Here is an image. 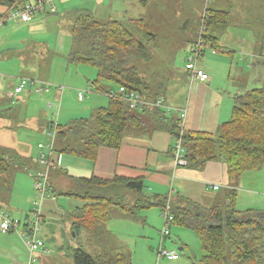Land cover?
<instances>
[{
    "label": "trees",
    "instance_id": "trees-1",
    "mask_svg": "<svg viewBox=\"0 0 264 264\" xmlns=\"http://www.w3.org/2000/svg\"><path fill=\"white\" fill-rule=\"evenodd\" d=\"M14 4L19 2L9 1L6 10ZM3 17L4 14L0 15V19ZM226 17L227 14L205 9L201 17V26L205 30L200 37L204 46H211L216 52L218 49L228 53L210 34L214 27H222L226 23ZM64 19L70 23L71 46L67 63L87 66L96 71V78L90 81L91 87L96 94L107 96V104L95 108L89 118L75 119L67 125L57 126L51 154L75 156L93 163L100 148L119 150L128 128L143 132L168 130L175 140L180 132L177 123L165 121L162 110L147 107L131 109L119 97L120 87L127 93H137L149 103L158 96L162 97V85L146 83L136 67V62L145 56V48L143 39H137L135 33H146L148 26L145 20L142 17L123 21L100 20L81 9L69 11ZM258 53L255 64L262 65L264 34ZM110 91L113 96L108 95ZM182 146L186 167L201 169L209 161H222L226 167L228 187L225 190L226 203L222 206L204 208L190 201L183 205L174 202L173 206L169 203L173 224L195 234L205 252L201 264H264V213L258 219L256 212H240L235 207L241 181L250 172L261 171L264 167V89L247 90L245 86H239L233 98L229 121L220 125L216 134L183 132ZM9 153L0 148V187L7 186L8 189V183L6 186L5 182L2 183V175H10L13 166L17 165V157ZM53 158L51 161L54 163ZM52 169L67 176L66 170L59 165H53ZM46 183L45 194L48 195L51 191L48 176ZM78 183L82 190L67 195L77 197L85 204L68 215L71 229L75 235L90 231L98 243L107 242L106 224L112 217L139 219L141 209L157 208L161 218V211L167 203L166 197L161 195H146L140 178L114 176L107 180L91 176L79 179ZM255 190L257 187L249 188V191ZM39 237H42V227ZM42 251H47L44 242ZM72 261L73 264H131V260L123 254L110 250L92 256L82 249H75Z\"/></svg>",
    "mask_w": 264,
    "mask_h": 264
},
{
    "label": "crops",
    "instance_id": "crops-1",
    "mask_svg": "<svg viewBox=\"0 0 264 264\" xmlns=\"http://www.w3.org/2000/svg\"><path fill=\"white\" fill-rule=\"evenodd\" d=\"M9 1L11 0H0V15L5 13L6 4ZM17 1L19 2V5H22L27 2H33L34 0ZM140 2V5L145 6L148 10L147 6L149 7V4H147V2L144 0ZM215 2H217L219 5L222 4L221 0H215ZM250 2H252V4ZM118 3H120L121 5L120 8H118ZM126 3L127 5L130 4L131 10H123V7L126 6ZM137 3H139L138 0H54L53 13L44 11L30 23L8 22L0 26V66H10L7 63V61L10 59L8 58V53L10 52L11 57L19 58L20 61L18 63V68L21 73H23L27 69L26 54H29V57L32 56V46L37 45L35 40H37V38L39 37L50 36L51 30L54 31V53L63 56L66 59L71 46L70 33L68 31L69 29L65 24L67 21L64 19V15L66 13L71 10L81 9L89 11L95 18L100 20L110 19L115 21H123L135 19V17L130 15L132 12L134 13L135 10V16H138V18L142 16L140 11L138 10L139 7H135ZM240 4V7L237 6L238 18L236 19H239V28L246 29L247 31L245 32H248L247 34L243 33L241 35V40L245 41V44L242 45L241 50L237 49L236 51L227 47L226 45L219 44L221 37L228 31H231V29L228 28L229 19H233L234 16L232 14L233 5L231 4L230 0H226L224 4L225 8L228 9V11L224 8L217 10L209 9L212 11L227 14L226 23L222 27H214L213 32L210 34L218 39L219 46L226 49L228 53L223 52L224 55L228 54V57H233L237 53L249 54L251 58L256 60L257 56L259 55V48L257 49V45L259 43V40L262 39L264 29L260 32L251 31L249 27V22L253 23V21H257L259 17L257 11L260 6L256 3V0H241ZM262 4V8L264 9V0ZM152 7L155 9L157 5H153ZM250 8L253 10V12L250 10ZM204 13L201 17L204 16ZM263 22L264 20L262 21V23ZM204 30L205 29L201 26L200 33L197 38L198 40L201 39L200 37L201 34L204 33ZM194 45L195 42H191L188 45L187 54L184 57V73H180L184 76V80L186 81L184 82V85L182 84V86H180L179 81H176L174 86H171L166 90L165 95H162V97L158 96L155 101L151 103L161 101L164 108L156 109L162 110V112H164L167 119H165V121L173 120L174 123L178 122L180 112L182 110H185V131H198L206 132L209 134H216L220 125L230 119L233 107V98L235 95H237L238 88L234 87V81H231L230 79L231 71L228 72L226 76V83L228 84L227 88L226 83H224L223 81H215V83H211L214 82V75L211 69L212 62H210L209 58H207L206 61L203 60V64L201 63L203 67L200 64L198 65L199 58L203 54V51L201 50V47L204 46L203 43L202 46H200L201 53L200 56L197 58V67L203 70L208 75L209 80L207 82H191L189 74L185 69V64L191 55L190 49ZM207 47L211 48V46ZM184 50L185 48H183V51ZM214 52L215 50L213 49V53ZM230 52L232 54H230ZM38 55V51L35 50L33 56L37 57ZM67 65L71 64L67 63ZM248 65H250V62H248ZM251 66L254 68L253 64H251ZM63 71L64 73H68V67L66 66ZM0 72H3L2 74L8 73L2 67ZM1 73L0 80L1 76H6L2 75ZM9 76L11 75H8V77ZM26 76L27 75L25 74H21L20 77H17V79H15L14 83H12L11 85L12 90L7 93H4L2 95V98H0V108L3 107V109L0 110V148L8 150V152L12 153L17 157V165L13 166V170L10 172V175H2V183L5 182V184H7L8 182L4 179L10 178L8 184L9 198V194H11L12 192L14 181H17L20 177H24L30 186L31 184L29 180L34 179L35 183L36 181H38L39 174H46L48 177H50V179H54V181H56V177L54 178L53 175L59 173L57 172V170H53L52 167L47 168V166L41 162L40 157L42 155L47 156L49 154L46 148L40 149L38 146H53L54 138L51 133H53L54 131L55 135V128L59 125H62V122H60L62 118L61 114L58 115L56 121H49L51 119L49 117L48 112L46 110H43V108H45L44 106L40 109V111L35 112V110H33L31 112L32 115L30 116L25 115L24 117H21V115H19V120L17 123H15V121L11 117H9V114L14 109V100H21V95L23 93H25V95L27 96L33 95V97L35 98H37L38 96H45L46 98L44 101H47V98H52L53 100H56V102L54 104L48 103L46 107L53 108V106L59 105L61 103V100L65 96L64 87H62L60 84L51 85L48 83H44L46 81ZM95 77L96 74L94 72L85 70V72H83V74L78 77L77 90L75 87L70 86L69 93L65 96V98L67 100L76 99V101L79 103H82L83 101L88 99L91 93L95 94L92 92V87L90 83V80ZM20 79H29L34 80L37 83L48 84L49 88L47 92L43 93H37L34 89H25L21 94L14 95V88ZM82 80L86 83V85L84 86H87V91H81L82 89H80L83 87L82 84H80ZM74 90H76L75 97ZM78 92H84V98L82 101H78L77 99ZM26 104L27 102L24 103L25 107H27ZM87 104H89V106H92V103L90 102ZM84 108L87 112L90 109V107ZM167 108H170L169 112L166 110ZM81 110L85 111L84 109ZM63 118L64 123H70L75 120H70V117L65 116ZM44 119L45 123L43 127H41L39 125V121H43ZM76 119H86V117ZM10 124H12L13 127H11ZM53 125L55 126L54 128L52 127ZM46 138L48 142H45L46 144H44V142L41 140H46ZM172 144L173 139L168 130L143 132L138 129L128 128L125 131L122 145L119 150L100 148L97 152L96 160L93 163H90L88 160L69 155L53 156L51 154L50 159L51 157H54V165H59L60 168L66 170L67 179H64L62 177L60 182V184H63L66 188H69L67 189L66 193H64V195L75 194L81 191V186L78 183L79 179H88L91 176H95L101 179L109 180L112 179L114 176H120L129 179L140 178L145 186L146 195H161L163 197H166L167 202L170 203L171 206H173L174 202H178L183 205L186 201L201 205L204 208H210L218 205L222 206L224 202L226 203L225 190L228 186L225 164L222 161L217 160L207 162L201 169H194L190 167H175L171 153ZM40 163L46 167L45 172H43L44 168H41L42 165ZM24 173H26L28 176L26 177ZM55 183H57V181ZM71 183H74L75 186H71ZM50 184L51 191L50 194H48L47 198L51 199L44 198L43 201H48L46 203H43L42 201L43 222L41 227L43 228L48 225V223H46L47 218L50 216H54L53 210L55 209V203H57L58 211L60 213H65L67 217L72 211L81 208L85 204V202L81 199V205H79L77 202H71L70 200H68L66 204L67 208H62V210H60L58 199V196L60 195L58 193L59 191L54 188L52 181H50ZM213 185H217L218 189L213 190ZM239 187L241 191L246 192V195H241L237 197L235 204L236 210L240 212L252 210L256 213L260 212L259 214L264 213V211H258L257 209H255L257 208V206L254 205L255 203L253 201V198L256 196V191H249V189H245L243 183L240 184ZM241 197L245 199V202H243V199ZM151 209L157 208L141 209L139 211V222H145L148 226L152 225L155 229H161V225L158 220L150 218ZM0 210L2 211L1 206ZM157 210L158 213H160V210ZM10 217L13 218L12 216ZM22 217L21 219L13 218L20 221L21 230L24 229V225L27 222L29 215H25L24 219H26V221H23ZM112 218L115 219H110L109 224L113 226H110L109 228V226L107 225V232H111V235L118 234V232L115 230V227L117 228L118 222L116 221H118L119 219L117 217ZM161 232L162 230L160 231V236L158 237L159 241L158 249L156 252L155 264H165L167 263L166 261L172 262L171 264H177L178 261H180L181 264L188 263L187 260L180 259L178 253L188 250L191 243L196 247H199V245L197 244L198 240L196 241L194 237L189 233L190 230L183 228H175L174 230L171 229V233L174 234V239L168 237L169 235L167 236L168 238L163 237ZM142 234H144L146 237L149 236L151 232H143ZM167 240L169 241L167 243L168 247H165L164 244ZM155 244L156 241L151 247H149L150 251L154 252ZM175 246L178 247V249L176 247L177 250L174 249ZM162 247L165 249H169L170 252L176 253L178 258L176 260H170L166 257L159 256L158 251L162 249ZM203 253L201 254L199 250H197V252H194L193 254L195 255V257L200 259L192 263L195 264V262L198 261L199 264H201V260L205 256L204 251ZM26 262H19L15 264H24Z\"/></svg>",
    "mask_w": 264,
    "mask_h": 264
},
{
    "label": "rangeland",
    "instance_id": "rangeland-1",
    "mask_svg": "<svg viewBox=\"0 0 264 264\" xmlns=\"http://www.w3.org/2000/svg\"><path fill=\"white\" fill-rule=\"evenodd\" d=\"M140 1L142 0H138L139 3H137L135 7H139L138 10L142 15L141 17L145 20L148 30L146 33H135L137 39H143V46L145 48V52L143 53L145 56L140 58L141 60L136 62L137 66H135L137 67L140 76L146 83H150V85L153 86L161 84L163 88H160V91H162V95H165L166 90L171 86H174L176 81H179L180 86H182V84L184 85V82H186L184 80V76L180 74L181 72L184 73V57L187 54L188 45L191 42H195V44L198 43L197 38L201 29V16L205 9L217 10L224 8L228 11V9L224 6L226 0H221L222 4L220 5L215 2V0H144L147 4H149V7L147 6L148 10L145 6L140 5ZM230 1L233 5L232 14L234 16L233 19H229L228 28H230L231 31H228L221 37L219 44L226 45L227 47L237 51V49L241 50L242 45L245 44V41L241 40V35L243 33L247 34L248 32H245L247 31L246 29L239 28V19H236L238 18L237 6H241V0ZM262 2L263 0H256V3L260 6L257 11L259 17L257 21H253V23L249 22L251 31L260 32L264 29V22L262 23L264 20ZM250 3L252 4V2ZM153 5H157V7L154 9L152 7ZM120 7L121 5L118 3V8ZM123 10H131L130 4L127 5L126 3ZM250 10L253 12L251 8ZM135 13L136 10L130 15L136 19L138 16H135ZM186 21H188V23H186ZM65 24L67 25V28L70 29V23L67 21ZM144 34L147 35L145 36ZM207 34H209V32ZM53 37L54 31L51 30L50 36L39 37L35 40L37 45L32 46V56L29 57V54H26L27 69L23 73H21L18 68V63L20 61L19 58L11 57V53H8V58L10 59L7 63L10 66H0V71L2 67L8 73L12 74H2L3 72H0L2 75H6L1 76L0 98H2L4 93L12 90V83H14V80L17 79V77H20L21 74L27 75L26 77L46 81L44 83L51 85L60 84L64 87L65 96L69 93L70 86L75 87L77 90L78 77H80L85 70L92 71L96 74L94 69L87 66L74 64L67 65L66 59L63 56L54 53ZM260 45L261 40H259L257 49ZM183 48H185L184 51ZM35 50L39 53L37 57L33 56ZM201 50L203 51V54L199 58L198 65H201V63L203 64V60L206 61L207 58H209V61L212 62L211 69L214 75V82L211 83H215V81H223L226 83L227 73L231 71L230 79L231 81H234V87L238 88L241 86V88H243L245 86L247 90L259 88L264 89V64L255 65L253 69L251 64L255 63L256 60L251 58L249 54L237 53L233 57H228V54L224 55L223 52H220L218 49L217 52L215 51L216 53H213V49L207 46H202ZM248 62H250V65H248ZM66 66L68 67V73H64L63 71ZM8 75L11 76L8 77ZM95 78H92L90 81ZM80 84L83 86L80 88L82 89L81 91H87V86H84L86 83L83 80ZM227 87L228 84L226 83V88ZM76 90H74V97L76 96ZM92 92L95 93L93 89ZM21 96V100H14V109L9 114V117H11L15 123L18 122L19 115H21V117H24L25 115L30 116L32 115L31 112L33 110H35V112L40 111V109L45 106L43 110L48 112L51 119L49 121H56L58 115L61 114L62 118L60 122H62V125H67L69 122L64 123V116L70 117V120L81 117L89 118L95 107H102L107 104V96L96 93H91L90 97L82 103L77 102L76 99L67 100L64 96L61 103L53 106V108L46 107L48 103L54 104L56 102V100H53L52 98H47L48 100L44 101L46 98L45 96H38L35 98L33 95L27 96L25 93ZM26 102L27 107L24 106V103ZM89 102L92 103V106L87 104ZM84 107H90L89 111L87 112ZM2 109L3 107L0 108V110ZM81 109H84L85 111H82ZM44 123L45 119L43 121H39V125L41 127H43ZM10 126L13 127L12 124H10ZM41 141H43L44 144L48 142L47 138L46 140L43 139ZM41 168H44L43 172H45L46 167L42 165ZM24 175L26 177L28 176L26 173H24ZM53 176L54 178L56 177L57 183H55L56 181H54V179H50V177L49 181H52L54 188L59 191L58 193L60 195L58 196V199L60 210H62V208H67L66 204L68 200L71 202H77L81 205L82 201L79 198L64 195L69 188H66L63 184H60V182L62 177L67 179L66 176H63L61 173H56ZM9 179L10 178H5L4 180H6L9 184ZM29 181L31 184L30 186L24 177H20L17 181H14L12 192L9 194L10 198L8 197V188L5 183L4 186L6 187H0V206L2 207L3 212H6L13 218L21 219L23 216L22 220L26 221V219H24L25 215H29L30 211L33 209L34 201L37 200V193L33 189L34 179H30ZM241 182L245 186V189L257 187V190H255L256 196L253 198L255 203L254 205L257 206L255 209L258 211H264V167L261 171L250 172V175L245 177V180L243 179ZM71 186H75L74 183H71ZM121 193L125 192L121 190ZM241 195H246V192L241 191L239 188L237 197ZM241 198L243 199V202H245V199L243 197ZM44 202L45 200L43 203ZM53 211L54 216H50L46 220L48 225L44 228L42 227L43 230L41 238L47 251L46 253L42 250L35 252L33 256L36 261L33 264H73L72 255L75 249H82L84 252L92 256L107 253L110 250L112 253L123 254L128 260H131V264L156 263V252L159 241L158 237L160 236V231L163 228V221L161 220L160 213H158L157 209H151L150 218L158 220L161 225V229H155L152 225L148 226L145 222L141 223L138 218L129 219V217L126 216H116L119 219L116 221L118 222L117 228L115 227L118 234L111 235V232L106 231V235L108 236L107 242L99 241V243L97 240H94V236L90 231H82L75 235L74 231L70 228L71 220L65 213H60L58 211L57 203H55V209ZM109 221L106 224V228L107 225L109 228L110 226H113L109 224ZM175 228L179 227H176L174 224L170 226L168 237L171 239H174V234L171 233V229L174 230ZM143 232H151V234L145 237V235L142 234ZM189 233L197 241L195 234L192 231ZM153 239L156 241L154 252L149 249V247H151L155 242ZM168 242V240L165 242V247H168ZM197 244L199 247H196L191 243L188 250L178 253L180 259L187 260L188 263L186 264H193L194 261L200 259L195 257L193 254L194 252H197V250H199L201 254L203 253L200 244L198 242ZM176 247L177 246L174 248L175 250L178 249V247L177 249ZM162 249L169 251V249H165L163 247ZM27 260L28 252L26 251L18 234L16 232H10L7 234H2L0 232V264H15L19 262H26ZM166 262L167 263L165 264L172 263L169 261ZM177 264H181V262L178 261ZM195 264H199V262L197 261ZM231 264H235V262H231Z\"/></svg>",
    "mask_w": 264,
    "mask_h": 264
},
{
    "label": "built area",
    "instance_id": "built-area-1",
    "mask_svg": "<svg viewBox=\"0 0 264 264\" xmlns=\"http://www.w3.org/2000/svg\"><path fill=\"white\" fill-rule=\"evenodd\" d=\"M54 0H34L33 2H27L22 5L14 4L11 5L4 13V17L0 19V26L8 23V22H19V23H30L32 22L39 14L43 13L44 11H48L49 13L54 12L53 6ZM200 46H202V40L199 39L198 43L195 44L191 49V55L188 58V61L185 64V69L189 74L190 81L196 82H207L209 80L208 75L197 67V58L200 56ZM49 88L48 84H42L33 82L29 79H20L17 82V85L14 88V95L21 94L25 89H34L37 93L47 92ZM118 92L121 94L122 100L126 101L131 109H144V108H164L161 101H157L155 103H149L143 100L137 93L130 92L127 93L125 90L120 87ZM109 96H113L112 91L109 92ZM84 98V92L77 93L78 101H82ZM168 112L170 108L166 109ZM184 119H185V110L180 112L179 120L176 124L177 128L179 129V136L173 140L172 144V157L173 163L175 167H186L187 161L184 158V148L182 146V136L184 130ZM55 127L54 125L52 126ZM54 138V131L51 133ZM40 149L46 148L48 150L49 155H42L40 157L41 162L47 166V168L53 167L54 163L50 159L52 145L38 146ZM38 177L40 181L34 183V190L37 193V200L33 204V209L30 211L29 218L24 225V229L21 230L20 221L17 219L11 218L7 213L0 210V232L3 234H7L10 232H16L28 252V260L24 264H33L36 260L34 258V253L37 251H41L43 249V241L39 237L41 233V224L42 220V201L44 198L48 197L45 194L46 191V174H39ZM213 190H217L218 186L213 185ZM161 218L163 221V229H162V236L166 237L169 235L170 226L173 224V216L170 212V205L167 202L164 208L161 211ZM46 253V252H44ZM158 255L161 257H166L170 260H176L178 258L177 254L170 251H165L160 249L158 251Z\"/></svg>",
    "mask_w": 264,
    "mask_h": 264
},
{
    "label": "water",
    "instance_id": "water-1",
    "mask_svg": "<svg viewBox=\"0 0 264 264\" xmlns=\"http://www.w3.org/2000/svg\"><path fill=\"white\" fill-rule=\"evenodd\" d=\"M186 23H188V21H186ZM256 216H257L258 219H260L261 214L258 213V214H256Z\"/></svg>",
    "mask_w": 264,
    "mask_h": 264
},
{
    "label": "bare ground",
    "instance_id": "bare-ground-1",
    "mask_svg": "<svg viewBox=\"0 0 264 264\" xmlns=\"http://www.w3.org/2000/svg\"><path fill=\"white\" fill-rule=\"evenodd\" d=\"M47 198V197H46Z\"/></svg>",
    "mask_w": 264,
    "mask_h": 264
}]
</instances>
